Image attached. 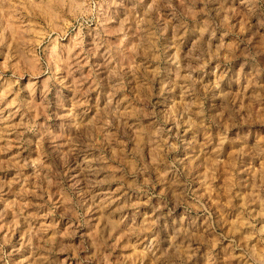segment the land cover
<instances>
[{"label":"rangeland","instance_id":"obj_1","mask_svg":"<svg viewBox=\"0 0 264 264\" xmlns=\"http://www.w3.org/2000/svg\"><path fill=\"white\" fill-rule=\"evenodd\" d=\"M0 264H264V0H0Z\"/></svg>","mask_w":264,"mask_h":264}]
</instances>
